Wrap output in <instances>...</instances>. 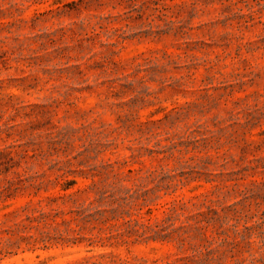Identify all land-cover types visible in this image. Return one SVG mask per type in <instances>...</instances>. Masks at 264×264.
<instances>
[{"label":"rangeland","instance_id":"obj_1","mask_svg":"<svg viewBox=\"0 0 264 264\" xmlns=\"http://www.w3.org/2000/svg\"><path fill=\"white\" fill-rule=\"evenodd\" d=\"M0 264H264V0H0Z\"/></svg>","mask_w":264,"mask_h":264}]
</instances>
